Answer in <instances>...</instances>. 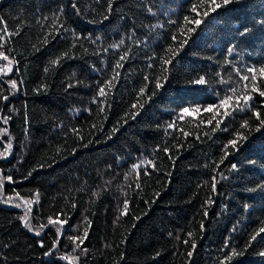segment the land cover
<instances>
[{
	"label": "trees",
	"instance_id": "16d2710c",
	"mask_svg": "<svg viewBox=\"0 0 264 264\" xmlns=\"http://www.w3.org/2000/svg\"><path fill=\"white\" fill-rule=\"evenodd\" d=\"M214 6L0 0V264H264V0Z\"/></svg>",
	"mask_w": 264,
	"mask_h": 264
},
{
	"label": "snow or ice",
	"instance_id": "6c2138e0",
	"mask_svg": "<svg viewBox=\"0 0 264 264\" xmlns=\"http://www.w3.org/2000/svg\"><path fill=\"white\" fill-rule=\"evenodd\" d=\"M238 2H239V0H222V2H218V0H211V3H212L213 5H215V6H214V7H211V8L209 9V12H216V10L219 9V8H221V7H224V6L230 5V4H232V3H238ZM209 12H205L203 15H204L205 17H207V16L209 15ZM195 22H196L197 25H199V24H201L202 21L197 20V21H195ZM244 31L247 32V29H245ZM185 43H187V41H185ZM231 50H232V49H229V51H231ZM0 57H2V58L5 59V60L8 59V57H7V56H4V54H3L2 52H0ZM124 58H125V57H121L122 60H123ZM53 63H56V61H53ZM165 63H168V61H165ZM117 66L119 67L120 65H117ZM10 71H12V62H11V61H9V64L6 65L4 68H0V72H10ZM247 71H248L249 73H252V76L249 77V76L245 75V76L242 77V79H243V80H249V79H251V80L255 81V80L257 79V76H256V72H257V70L254 69V68H248ZM259 73H260L261 78H264V67H261V68L259 69ZM191 83H192L193 85H204V84L206 83V81H205V78H204L203 76H201L199 79L194 80V81H192ZM11 86H12L13 89H15V88H16V82H15V81H12V82H11ZM159 87H161V85H160L159 83H157V88H159ZM141 91H143V89H142ZM252 91H259V89H258L257 87H255V86H253ZM104 94H105L104 89L101 88V89H100V92L98 93V95L103 96ZM259 94H260L261 96H264V91H260ZM4 99L6 100L7 97H4ZM237 99H239V98H237ZM251 99H252L251 94L246 95V96L243 97V100H244L245 104H247ZM231 100H232V97H231V96L226 97L225 100L221 101L219 107H223V108L227 109L228 107L231 106V105H230V101H231ZM201 111H203V112H208V113H211V112H214V111H215V112L218 113L219 109L217 108L216 105L209 106L208 108H205V109H203V110H201V109H199V108H196V109H189V108L185 107V108L181 109V113H182V115H181L180 118L183 119V115H189V116H191V115H193L194 113L199 114ZM224 114L227 115L228 113L225 112ZM257 117L259 118V114H257ZM213 120H216V124H217V126H218L220 122H219V120L216 119V116H215V115H213L210 119H208V120H207V123L211 124V123L213 122ZM6 122H7V120H5V123H6ZM201 122L203 123L204 121L202 120ZM261 124H264V120H261ZM172 126H173V125H169V127H172ZM244 126H247V123H245ZM213 130H215V129H213ZM0 132H7V129H0ZM186 135H187V134H186ZM241 139H243V137H241ZM229 144L232 145L233 147H235V146L237 145V141H236V140L229 141ZM226 147H227V145H226ZM11 148H12V144H11V142H9L8 145H7L6 148H5V151L2 152V153H0V156H7V155H8V152H9V150H11ZM225 155H227V153H225ZM148 163L150 164L151 161H148ZM135 167H136V166H134V168H135ZM232 167H233V168H236V165H233ZM7 179L10 180L11 177H8ZM213 188L215 189V184L213 185ZM28 203H31V202H28ZM126 212H127V202H125V212L122 213V214H126ZM23 219H24V221H25V226H29V225L27 224V219H28L27 214L25 215V217H24ZM64 223H65L64 220H52V218H49V224H60V225H63ZM260 232L264 233V228H261V229H260ZM86 236H87V232H85V237H86ZM71 239H73L74 241L77 240V239H79V243L77 244V247H78V248L80 247L81 244H83V238L72 237ZM194 246H195V245H194ZM55 247H56V245L54 244V245H53V248H55ZM51 251H52V250L50 249L49 253H45V255H49ZM85 251H86V250H85ZM189 255H191V253H189ZM232 255H233V256L237 255V253L235 252V250L233 251ZM262 255H264V253H262ZM63 259H69V258H68V257H63ZM75 259H76V258H72V259L69 261V264H73V261H74ZM228 259H231V257H228Z\"/></svg>",
	"mask_w": 264,
	"mask_h": 264
}]
</instances>
